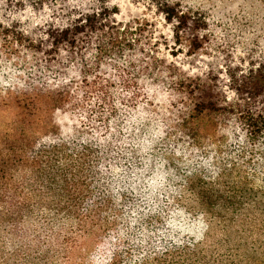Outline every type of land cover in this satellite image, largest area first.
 Instances as JSON below:
<instances>
[{"label": "trees", "instance_id": "1", "mask_svg": "<svg viewBox=\"0 0 264 264\" xmlns=\"http://www.w3.org/2000/svg\"><path fill=\"white\" fill-rule=\"evenodd\" d=\"M2 5L0 0V12L8 10ZM156 7L172 25L175 42L183 40L195 55L205 18L171 1ZM132 34L129 25L94 10L61 23L0 15V67L16 76L0 89V107L12 109L15 130L0 140V233L19 239L25 218L47 209L46 227L60 217L73 223L57 243L67 260L82 239L97 240L111 225L107 213L115 209L100 182L104 171L111 175L115 159L124 189L147 204L141 188H156L168 169L163 165H170L159 151L195 146L210 133L204 120H232L248 144L264 148V64L246 73L227 71L235 94L229 100L211 71L203 78L164 75L162 61L136 48ZM127 169L137 175L128 183ZM185 177L202 214L214 213L224 224L234 205L246 200ZM53 246L50 260L58 251ZM239 251L236 246L207 258L193 245H173L136 264H262L254 252Z\"/></svg>", "mask_w": 264, "mask_h": 264}, {"label": "rangeland", "instance_id": "2", "mask_svg": "<svg viewBox=\"0 0 264 264\" xmlns=\"http://www.w3.org/2000/svg\"><path fill=\"white\" fill-rule=\"evenodd\" d=\"M163 1L178 3L180 9L205 18V29L200 32L202 47L195 55L188 54L183 40L175 42L172 25L156 7V2ZM3 3V9L8 10L0 15H21L22 19L39 24L61 23L91 10L113 15L135 33L131 36L137 42L136 48L141 47L162 61L164 75L203 78L211 71L210 76L229 100L235 94L229 87L227 71L246 73L264 64V0H3ZM8 75L0 67V89L7 78L15 80V74ZM12 117V109L0 107V140L7 131L15 133L9 125ZM204 121L205 125L200 124L205 129L209 127L210 133L195 146L178 143L162 150L163 155L159 151L158 155L170 165H163L168 169L156 188H141L150 197L147 204L124 189L126 183H121L120 175L117 177L118 170H123L117 167L118 159L111 166V175L104 171L101 189L109 196L115 213H107L111 225L100 238L82 239V244L66 260L57 243L68 235L72 221L60 217L46 227L42 213L47 209H36L21 223L23 235L19 239L0 233V264H136L173 245L189 248L193 245L207 258L227 255L237 246L240 254L254 252L264 264L261 211L264 148L248 144L232 120ZM123 166L130 167L128 163ZM126 173L127 183L137 176L128 169ZM186 174L212 184L214 190L231 192L246 200L234 205L232 209L236 210L227 213L230 221L224 224L212 217L214 213L202 214L197 200L184 185ZM50 243L53 250H58L51 260Z\"/></svg>", "mask_w": 264, "mask_h": 264}]
</instances>
